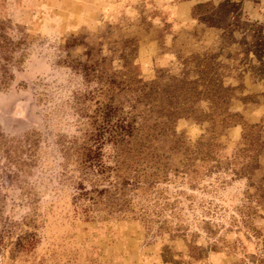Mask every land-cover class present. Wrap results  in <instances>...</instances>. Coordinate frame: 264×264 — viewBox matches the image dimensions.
I'll use <instances>...</instances> for the list:
<instances>
[{
    "label": "rangeland",
    "instance_id": "obj_1",
    "mask_svg": "<svg viewBox=\"0 0 264 264\" xmlns=\"http://www.w3.org/2000/svg\"><path fill=\"white\" fill-rule=\"evenodd\" d=\"M0 264H264V0H0Z\"/></svg>",
    "mask_w": 264,
    "mask_h": 264
}]
</instances>
